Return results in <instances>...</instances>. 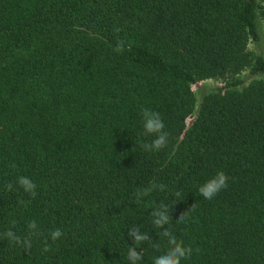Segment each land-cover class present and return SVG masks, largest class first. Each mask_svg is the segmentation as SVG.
I'll return each mask as SVG.
<instances>
[{
  "label": "trees",
  "instance_id": "16d2710c",
  "mask_svg": "<svg viewBox=\"0 0 264 264\" xmlns=\"http://www.w3.org/2000/svg\"><path fill=\"white\" fill-rule=\"evenodd\" d=\"M259 16L264 0H0V264H130V247L152 264L161 203L193 249L181 264H264V80L235 78L264 75ZM229 75L196 112L193 84ZM144 107L168 133L159 151L141 147ZM220 170L228 186L204 199ZM153 183L166 188L137 199Z\"/></svg>",
  "mask_w": 264,
  "mask_h": 264
},
{
  "label": "clouds",
  "instance_id": "9594fccd",
  "mask_svg": "<svg viewBox=\"0 0 264 264\" xmlns=\"http://www.w3.org/2000/svg\"><path fill=\"white\" fill-rule=\"evenodd\" d=\"M122 29L115 28L114 31L119 32ZM124 41L118 40L116 46L114 47V51L117 53H121L124 51ZM144 134L151 135L154 139L150 143H144L141 147L145 151H159L164 148L167 144L168 133L164 131L165 125L163 119L160 114L150 108L144 107L140 112ZM15 167V165H11ZM228 175L223 171H217L214 175L210 176L199 186L200 195L206 199H213L222 189L228 186ZM17 184L23 188V190L33 197L36 195V187L37 185L32 181L30 177L27 176H19L17 177ZM9 190L12 188V184H8L6 186ZM159 189L163 191L166 188L164 184H151L149 187L143 189L142 191H137L136 197L140 199L145 194L150 193L154 189ZM179 195V193H177ZM195 204H192L189 209H194ZM152 223L158 229H162V235L168 237V248L166 251L162 252L160 255H157L153 258L152 264H181L183 259L190 258L193 252V249L190 246H185L182 241H178L176 236L172 235L165 226L169 223V208L168 205L161 203L159 206L153 208L151 212ZM179 221L186 220V211L182 212L178 218ZM29 228L36 229L37 225L33 221L29 224ZM4 238H6L10 243H16L22 245L25 249L31 248V240L28 238H24L16 235L11 229L3 233ZM62 236V232L60 229H55L51 232V240L56 241L58 238ZM129 237L133 241L134 244L146 241L149 239L147 233H143L140 231L138 227H133L129 230ZM44 251H50V246L46 243L44 246ZM127 259L130 264H140L143 260V254L140 251H137L135 247H130L127 252Z\"/></svg>",
  "mask_w": 264,
  "mask_h": 264
},
{
  "label": "rangeland",
  "instance_id": "374dc122",
  "mask_svg": "<svg viewBox=\"0 0 264 264\" xmlns=\"http://www.w3.org/2000/svg\"><path fill=\"white\" fill-rule=\"evenodd\" d=\"M259 25L262 36L261 44L258 45L255 41H251L249 43V50L253 56L258 55L261 52L264 54V21L261 16H259ZM233 77L234 76L229 75L225 78H209L193 84L192 89L197 99L196 112L199 109V103L203 99L204 95H206L209 92L216 91L224 84H226L228 81L233 79ZM235 78H241L243 80V84L240 86L241 89L242 87L248 85L249 83H251L256 79L264 80V75H255L251 73L250 69H246L240 75L235 76Z\"/></svg>",
  "mask_w": 264,
  "mask_h": 264
}]
</instances>
